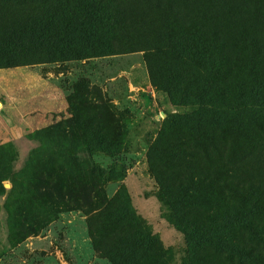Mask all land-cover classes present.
I'll list each match as a JSON object with an SVG mask.
<instances>
[{"label":"rangeland","instance_id":"1","mask_svg":"<svg viewBox=\"0 0 264 264\" xmlns=\"http://www.w3.org/2000/svg\"><path fill=\"white\" fill-rule=\"evenodd\" d=\"M40 1L0 0V264H264V0H115L112 52L79 0L44 42Z\"/></svg>","mask_w":264,"mask_h":264},{"label":"trees","instance_id":"2","mask_svg":"<svg viewBox=\"0 0 264 264\" xmlns=\"http://www.w3.org/2000/svg\"><path fill=\"white\" fill-rule=\"evenodd\" d=\"M22 1L23 3L25 2V0ZM37 3L38 6L40 7L39 8L40 13L38 14L34 22L40 21L41 32L39 37L42 38L44 42L47 41V43H50L53 40H55L57 37L59 38L62 36V34L58 31L59 30L58 25L64 22L65 20H67L68 22V19H65L63 17L62 11H64L65 9L72 8L74 4H76V2L75 0H41L40 3L39 2ZM79 3H81L82 5L90 3V6L96 7L97 9L101 10L102 15L100 17L101 20L100 24H102L107 28L106 33L103 34H105L107 38L110 39L111 45L109 43L108 46L109 48H111L110 49L111 52L114 51L115 50L114 42H116L119 37V33L115 32V26H125L126 23H128V20L124 15L120 5L115 0H79ZM174 19L177 20L176 18ZM188 23L189 22H187L186 24L182 23V26L187 30L188 28H186L185 25H188ZM195 28L196 30L191 39V42L193 44V46H191V57L195 55H200L201 59H205V58L211 59V58L219 57L222 61L226 62V67H228L229 65H227L228 60H227V50L225 47V43L222 40L220 41L218 40V36L215 30L212 32L210 30H205L200 27H195ZM203 37H209V40L208 41L203 40L202 39ZM250 38L252 39L251 43L253 46V50L256 53V56L263 59L264 50L260 48L257 44H255L257 43V41H255V38L253 36H250ZM197 44L202 46L203 49H197ZM73 52L76 51L73 50ZM242 62L246 63V60L245 59L238 60V57H235L233 59V65H241L243 64ZM17 64L18 63H14L13 65L16 66ZM220 81L222 86L230 84V81L226 80V78ZM220 81L218 78L216 79V82H213V84L217 86L220 83ZM222 194L225 195L226 192L222 191L221 195ZM227 199L231 200V197H228ZM233 243H232L233 246L237 245L236 241ZM258 251L254 246L253 248H251L250 246H245L242 248L243 256L248 257L249 260H251L255 256H260V258H262V253Z\"/></svg>","mask_w":264,"mask_h":264}]
</instances>
